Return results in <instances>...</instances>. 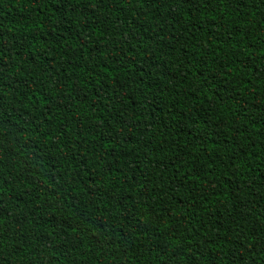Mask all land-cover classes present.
Listing matches in <instances>:
<instances>
[{
    "label": "trees",
    "instance_id": "obj_1",
    "mask_svg": "<svg viewBox=\"0 0 264 264\" xmlns=\"http://www.w3.org/2000/svg\"><path fill=\"white\" fill-rule=\"evenodd\" d=\"M0 264H264V0H0Z\"/></svg>",
    "mask_w": 264,
    "mask_h": 264
}]
</instances>
